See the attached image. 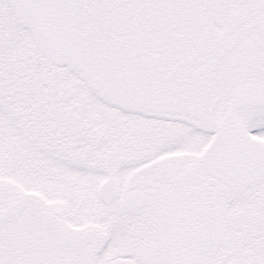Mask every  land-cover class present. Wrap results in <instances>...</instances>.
Listing matches in <instances>:
<instances>
[{
  "label": "snow or ice",
  "instance_id": "6c2138e0",
  "mask_svg": "<svg viewBox=\"0 0 264 264\" xmlns=\"http://www.w3.org/2000/svg\"><path fill=\"white\" fill-rule=\"evenodd\" d=\"M0 264H264V0H0Z\"/></svg>",
  "mask_w": 264,
  "mask_h": 264
}]
</instances>
